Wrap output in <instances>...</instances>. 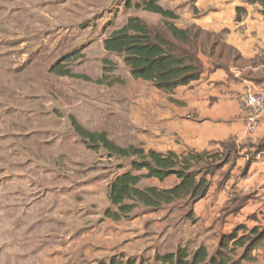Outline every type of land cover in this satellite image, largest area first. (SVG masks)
<instances>
[{
    "label": "rangeland",
    "instance_id": "obj_1",
    "mask_svg": "<svg viewBox=\"0 0 264 264\" xmlns=\"http://www.w3.org/2000/svg\"><path fill=\"white\" fill-rule=\"evenodd\" d=\"M221 1L160 0L163 8L179 16L175 22L179 28L202 30L198 52L202 73L208 63L215 71L241 61L233 64L238 55L224 45L227 29L216 33L203 28L211 24L213 4ZM225 1L228 8L234 4L245 8L242 17L251 11L248 0ZM138 2L0 0V264H92L89 258L117 240L115 226L103 215L100 223L106 222L107 229L103 248L89 242L82 250L79 245L94 239L92 234L100 235L97 225L92 230L99 220L92 218L100 200L95 193L104 192L107 184L108 196L110 183L131 170V159L102 146L88 148L76 125L88 133H106L121 148L210 152L221 156L217 163L223 162L226 149H232L226 164L208 176L210 186L203 199L159 210L137 204L132 214L119 220L148 226L138 231L145 241L134 257L137 264H156L157 255L180 247L192 255L200 246L209 258L219 260L225 254L223 264L227 259L264 264V238L253 249L249 242L237 245L229 238L240 226L245 229L238 231L237 240L252 237L248 230L264 234V151L260 150L264 135L254 136L257 129L250 130L242 116L247 127L242 135L224 141L229 144L213 142L202 151L189 148V125L198 121L184 100L175 98L178 88L167 94L152 82L133 78L123 57L104 48V40L131 17L163 29L164 20L136 8ZM235 13L237 17V9ZM61 69L70 76L56 71ZM240 118L229 119L227 125ZM177 182L175 177L164 182L143 179L139 187L163 189ZM82 222L87 230H79ZM104 254L103 261L112 254L130 258L119 253V247Z\"/></svg>",
    "mask_w": 264,
    "mask_h": 264
},
{
    "label": "trees",
    "instance_id": "obj_2",
    "mask_svg": "<svg viewBox=\"0 0 264 264\" xmlns=\"http://www.w3.org/2000/svg\"><path fill=\"white\" fill-rule=\"evenodd\" d=\"M248 3L251 6L259 5V14L264 18V0H248ZM136 8L159 15L164 20L163 29H153L140 18L131 17L122 28L104 40L105 50L122 56L133 78L152 82L159 91L167 94H172L177 88L188 86L200 79L202 66L198 52L204 35L202 30L179 28L175 24L179 16L163 8L160 0H139ZM244 13L245 8H237V22L242 20ZM213 45L216 47V44ZM224 45L238 55L232 47ZM56 71L60 75L71 74L62 69ZM78 127L75 126L76 132L88 148L97 149L102 146L111 154L131 159V170L117 176L108 187L109 201L116 210L107 209L105 216L115 221L132 213L137 204L159 210L176 202L185 200L197 202L203 199L210 186L208 176H212L215 169L226 164L232 151L229 147L226 149L228 153L222 158V163L216 162V159L221 157L219 154L216 157V154L212 155L210 152L190 151L183 154L172 151L160 153L154 150L146 152L143 148L134 146L118 147L106 133H88ZM223 144L229 143L223 142L220 145ZM260 150L264 151V140L260 144ZM171 177H175L178 182L170 188L139 187L143 179L164 182ZM242 228L245 229L240 226L229 236L237 245L249 242V249H253L264 238V234L258 230H246L252 237L244 236L237 240L238 231ZM223 244L224 242H220L221 248ZM225 247L227 248L228 244ZM223 256L219 260V256L209 258L204 246H200L192 255L180 247L176 252L157 255L156 264H223L225 263ZM226 261V264H239L228 259ZM102 264H137V261L132 258L125 260L123 256L120 258L116 255L110 258L108 263Z\"/></svg>",
    "mask_w": 264,
    "mask_h": 264
},
{
    "label": "crops",
    "instance_id": "obj_3",
    "mask_svg": "<svg viewBox=\"0 0 264 264\" xmlns=\"http://www.w3.org/2000/svg\"><path fill=\"white\" fill-rule=\"evenodd\" d=\"M226 3L225 0H222L218 4H213L214 10L211 24L205 23L203 24V28L216 33L227 29L229 33L224 36L223 41L238 53V56L233 59L234 61L232 60V63L235 64V62L241 61L236 67H234L235 65L230 67L229 64V66L227 65L228 67L221 66L215 71L210 68L209 63L205 64L207 67L201 73L200 79L188 86L179 87L175 91V98H182L192 112L193 120L198 121L197 123L192 122L189 125L190 134L186 138L189 148L195 151L209 149L213 145V142L214 144L224 142L231 137H235L237 134L242 135L243 130L247 126L242 121L243 117L238 101L239 96L246 91L262 93L264 95V18L258 13L257 8H252L251 6V9H249L251 11L240 22H237L235 10L240 5L234 4L231 8H228L229 6ZM226 15L229 16L228 19ZM214 17L216 18L214 19ZM207 25L209 27H206ZM233 118L240 119H237L238 123H232L228 126V121ZM263 135L264 122H261L254 136L260 137ZM94 197H98L100 200H98L99 208L96 209L97 213L95 212L92 218L99 220L97 224H92L94 226L92 230H95V226L97 225L100 235L92 234V238L94 239L91 241L82 240L79 242V245L82 244L83 250L84 247L89 245V242L93 246H96L97 243L99 249H102L103 245L101 243H105L102 235L107 230L106 222H110L115 226L113 233L116 231L117 240L111 241L110 244L112 245L107 250L103 251V253L100 251V254L89 258V261H92V264L108 262L109 257L106 258L108 261H103L106 255L104 252L109 254L116 247H119V253L125 254L127 258L134 259L141 251V247L145 241L141 238V234L138 231L141 230L142 232L145 230L148 227L147 224H140L138 222L136 226H133L129 225L130 223H119L120 221L111 222V219L103 214L107 208H111V205L108 203L107 184L105 191H98ZM86 207L87 205L82 206L83 209ZM103 215L106 222L100 223ZM142 225H144V229H141ZM79 227L81 231L88 229L84 227L83 222ZM113 255L115 256V254H112L110 258ZM82 260L85 261L84 258ZM77 261L83 263L80 260Z\"/></svg>",
    "mask_w": 264,
    "mask_h": 264
},
{
    "label": "built area",
    "instance_id": "obj_4",
    "mask_svg": "<svg viewBox=\"0 0 264 264\" xmlns=\"http://www.w3.org/2000/svg\"><path fill=\"white\" fill-rule=\"evenodd\" d=\"M241 113L248 121L250 130H256L261 122H264V95L246 91L238 98Z\"/></svg>",
    "mask_w": 264,
    "mask_h": 264
}]
</instances>
